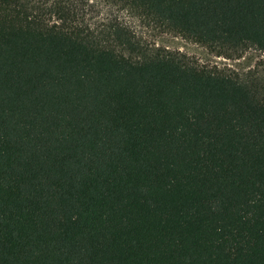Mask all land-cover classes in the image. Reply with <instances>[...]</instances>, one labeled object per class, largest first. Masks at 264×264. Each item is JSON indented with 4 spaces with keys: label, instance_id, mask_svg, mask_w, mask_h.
<instances>
[{
    "label": "trees",
    "instance_id": "obj_1",
    "mask_svg": "<svg viewBox=\"0 0 264 264\" xmlns=\"http://www.w3.org/2000/svg\"><path fill=\"white\" fill-rule=\"evenodd\" d=\"M100 5L264 53V0H0V264H264V84Z\"/></svg>",
    "mask_w": 264,
    "mask_h": 264
},
{
    "label": "rangeland",
    "instance_id": "obj_2",
    "mask_svg": "<svg viewBox=\"0 0 264 264\" xmlns=\"http://www.w3.org/2000/svg\"><path fill=\"white\" fill-rule=\"evenodd\" d=\"M98 9L102 17L121 20L135 32L142 43L152 49L180 52L201 65L236 74L248 83L264 84V53L260 50L249 48L239 54L226 56L170 33L150 22H144L126 11L108 5H100Z\"/></svg>",
    "mask_w": 264,
    "mask_h": 264
}]
</instances>
